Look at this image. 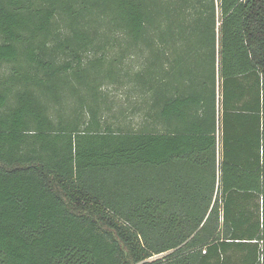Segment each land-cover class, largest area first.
<instances>
[{
  "label": "trees",
  "instance_id": "16d2710c",
  "mask_svg": "<svg viewBox=\"0 0 264 264\" xmlns=\"http://www.w3.org/2000/svg\"><path fill=\"white\" fill-rule=\"evenodd\" d=\"M98 26L147 52L163 132L78 94L113 76ZM2 64L0 264H264V0H0Z\"/></svg>",
  "mask_w": 264,
  "mask_h": 264
},
{
  "label": "rangeland",
  "instance_id": "374dc122",
  "mask_svg": "<svg viewBox=\"0 0 264 264\" xmlns=\"http://www.w3.org/2000/svg\"><path fill=\"white\" fill-rule=\"evenodd\" d=\"M97 29L101 33V37L96 40L97 47L94 52L88 53L84 60L93 59L94 55H104L106 61L113 60V63H103L100 71L108 70L111 65L113 76L111 78L105 76L104 79L97 82L99 87L96 91L90 92L91 96L83 86L77 85L79 87L78 94L85 96L87 105L95 102L99 107L100 121L111 126L114 130L148 132L156 129V131L162 132V124L153 118L157 108L153 107L152 95L149 90L136 82L135 78L138 73H143L151 67V63H148L147 60V52L137 51L119 31H114L107 26H98ZM157 67L159 66L157 65L156 69ZM10 71L11 65H0V77L8 76ZM73 83L76 84L75 80ZM64 95L65 107L62 112L65 115H73L74 108L77 109L79 106L78 95L72 94L69 88L65 89ZM52 108L51 112L52 114L54 112L53 115H55L57 107ZM85 110H87L86 107L83 108L82 118L88 121Z\"/></svg>",
  "mask_w": 264,
  "mask_h": 264
},
{
  "label": "built area",
  "instance_id": "2783aa9c",
  "mask_svg": "<svg viewBox=\"0 0 264 264\" xmlns=\"http://www.w3.org/2000/svg\"><path fill=\"white\" fill-rule=\"evenodd\" d=\"M162 255H164V254L154 255L151 259H155V258L161 257Z\"/></svg>",
  "mask_w": 264,
  "mask_h": 264
},
{
  "label": "crops",
  "instance_id": "0c3cea01",
  "mask_svg": "<svg viewBox=\"0 0 264 264\" xmlns=\"http://www.w3.org/2000/svg\"><path fill=\"white\" fill-rule=\"evenodd\" d=\"M162 124V129L164 128V124L163 123H161ZM163 132V131H162Z\"/></svg>",
  "mask_w": 264,
  "mask_h": 264
}]
</instances>
